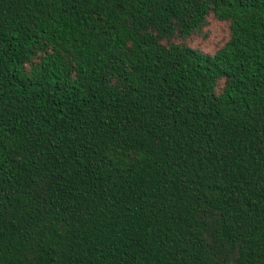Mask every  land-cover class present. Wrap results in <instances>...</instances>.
Returning a JSON list of instances; mask_svg holds the SVG:
<instances>
[{"label": "trees", "instance_id": "16d2710c", "mask_svg": "<svg viewBox=\"0 0 264 264\" xmlns=\"http://www.w3.org/2000/svg\"><path fill=\"white\" fill-rule=\"evenodd\" d=\"M0 264H264V0H0Z\"/></svg>", "mask_w": 264, "mask_h": 264}, {"label": "rangeland", "instance_id": "374dc122", "mask_svg": "<svg viewBox=\"0 0 264 264\" xmlns=\"http://www.w3.org/2000/svg\"><path fill=\"white\" fill-rule=\"evenodd\" d=\"M228 38V25L218 21L213 16L209 18L205 35H196L190 41L193 46H198L205 52H213Z\"/></svg>", "mask_w": 264, "mask_h": 264}]
</instances>
